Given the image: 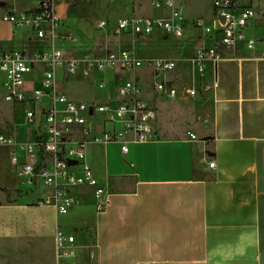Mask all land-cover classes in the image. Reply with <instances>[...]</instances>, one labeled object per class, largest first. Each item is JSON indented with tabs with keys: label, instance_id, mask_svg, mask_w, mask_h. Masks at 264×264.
I'll return each mask as SVG.
<instances>
[{
	"label": "crops",
	"instance_id": "0c3cea01",
	"mask_svg": "<svg viewBox=\"0 0 264 264\" xmlns=\"http://www.w3.org/2000/svg\"><path fill=\"white\" fill-rule=\"evenodd\" d=\"M41 2L24 9L22 5L30 0H0V53L23 51L34 58L53 48L63 50L57 44L74 41L73 25L95 19L104 12L101 4L109 1L59 2L55 7L58 37L54 41L37 40L33 31L16 29L3 20L7 12L34 11ZM115 2L129 5L135 14L141 11L143 1L109 3ZM149 3L152 6L151 0ZM203 3L209 5L211 19L206 22L212 24L209 0H194L185 12ZM241 4H252L256 10L248 31L250 39L259 41L256 50L217 44L221 59L208 62L204 72L192 63L194 53L199 46L213 47L220 35L213 40L194 30L193 23L204 19L203 14L185 20L180 41L161 32L151 37L116 35V24L109 27L105 20L95 24L97 30L109 29L105 43L94 50L97 57L106 59L126 51L138 60H148L140 57L147 41L173 42L169 54L156 59L174 60L178 68L156 74L144 65L129 74L121 66L98 71L86 63L84 74L88 68L93 70L89 76L96 74L87 81L76 79L82 69L79 61L75 74L59 73V85L64 84L60 90L76 102L118 104V90L131 75L142 88L140 99L155 112L152 125L157 137L136 143L129 135L126 153L116 142L87 146L88 161L110 200L101 213L89 188L70 191L74 205L67 214L42 203L51 190L24 183L11 162L14 148L1 146L0 264H264V0ZM114 41L120 43L118 52L110 48ZM43 45L51 47L44 51ZM79 49L88 53L83 46ZM109 71L124 78L116 91L109 87ZM142 71L152 78L149 89L144 90L145 84L135 78ZM41 78V68L30 75L37 84ZM101 81L104 89L99 88ZM156 81L177 89L207 87L209 91L194 99H160L153 92ZM0 103L13 110L26 109L1 97ZM94 119L99 132L114 129L107 124L103 130L102 116ZM25 124L30 132L24 139L11 132V125L3 127L0 134L19 143L32 141L37 128ZM5 129L9 133H4ZM19 158L23 161L22 154ZM59 232L75 238L63 253L57 245Z\"/></svg>",
	"mask_w": 264,
	"mask_h": 264
},
{
	"label": "built area",
	"instance_id": "2783aa9c",
	"mask_svg": "<svg viewBox=\"0 0 264 264\" xmlns=\"http://www.w3.org/2000/svg\"><path fill=\"white\" fill-rule=\"evenodd\" d=\"M61 1L63 0H42L37 10L7 12L3 20L16 29L33 31L37 40L54 41L58 37L59 27L55 7ZM192 1L194 0H151L154 9H168L172 12L171 17L120 20L114 33L151 37L161 32L180 41L185 32L182 17L187 4ZM209 1L212 4L213 23L198 19L193 23V28L201 31L203 38L213 39L217 35L220 38L213 39L216 43L213 47L204 45L196 49L192 63L199 72H204L208 62L220 61L221 54L217 44L226 48L244 45L250 52H254L259 44L258 40L248 37V31L256 17L255 7L252 4H241V1L253 0ZM101 26L104 27L105 23ZM262 58L264 59V53ZM85 62L89 68L94 66L98 71L121 66L129 74L144 65L153 68L156 74L172 72L178 68L174 60H138L132 52L126 51L98 61L86 56ZM37 68L42 70V78L38 84L36 80L30 79V75ZM89 68L85 71L86 76L93 71ZM78 69L79 61L57 48L34 58L23 51L0 53V97L13 106H25L27 125L37 128L34 140L23 143L0 134V147L14 148L11 162L17 176L30 186L41 184L51 190V195L42 203L55 206L60 214H67L73 207L74 200L70 191L74 188L93 190L97 212H104L110 206L105 189L100 185L88 161L86 148L89 144L116 142L123 145L126 153L129 135L136 143L150 142L157 137L152 125L155 112L140 99L142 88L131 75L118 90L120 103L86 104L72 100L59 87L60 72L73 75ZM99 88H105L104 81L99 83ZM208 91L207 87L177 89L167 82L158 81L153 87L156 98L172 101L180 97L194 99ZM96 116L103 117V130L107 124L113 125L114 129L99 132V126L94 119ZM190 137L196 138L194 135ZM19 154L23 155V161ZM210 168L214 169L215 164L211 163ZM74 242L73 236H66L62 232L57 235V245L61 253Z\"/></svg>",
	"mask_w": 264,
	"mask_h": 264
},
{
	"label": "rangeland",
	"instance_id": "374dc122",
	"mask_svg": "<svg viewBox=\"0 0 264 264\" xmlns=\"http://www.w3.org/2000/svg\"><path fill=\"white\" fill-rule=\"evenodd\" d=\"M39 0H30V3H25L22 5L24 9H29L35 6L36 2ZM142 8L140 12H136L133 14V12L130 9L129 5L123 4V3H102L101 4V9L104 11L102 13H99L96 15V18L89 21V22H83V23H75L73 26L76 31H72L74 33V41L72 42H62L57 44L58 47L63 48V50L66 53H70V55L76 59L77 61H80L81 65V71L78 73V77L76 79H85L87 81H90L95 78L96 74L91 75L89 77H86L83 70L86 65V56H90L91 60L98 61L104 60V58H99L95 54L94 50L101 44L105 43V35L109 31V29L106 30H97L95 28V24L105 20L108 24L109 27L111 25L117 24L120 19L123 18H131L133 15L134 17H139L141 18H162V19H169L172 15V12L168 9H154L150 3L149 0H142ZM138 4V3H137ZM136 4V6H137ZM98 9V10H101ZM136 10V7H135ZM204 15L205 21H208L211 19V10L209 9V5L207 6L206 4H200L194 8V11H188L183 14L182 17V22L183 25H186V21L189 19L193 18H198L201 17V15ZM203 19V20H204ZM186 20V21H185ZM97 33V34H95ZM27 39V38H26ZM78 40V42H76ZM43 43V42H40ZM73 44V45H72ZM110 48H115L116 51L118 52L119 49L117 48L120 43L118 41H114L110 43ZM80 46H83L87 48L88 53L85 52L83 53L79 49ZM175 44L173 42H155L153 40L147 41L145 44L146 50L142 51L140 53V57L142 59H148V60H155L156 57H163L169 54V52L173 49ZM51 46H42L41 50L44 49L47 50ZM92 52V54L90 52ZM112 69L115 70V67ZM110 70V69H109ZM110 74H112V78L109 79V87L114 88V91L119 88V86L123 83L124 78L122 76L115 75L114 72L109 71ZM136 80H140V82L144 83L145 85L143 86V89H149L150 86L152 85V78L151 76L142 71L137 77L135 76ZM60 89L64 87V84L61 83ZM24 107L17 108L16 110H13L10 106L4 105L0 103V130L7 126L11 125V132L14 133L16 137H19L21 139H24L27 137V135L30 132V129L26 127V121L24 118V112H25ZM15 123V124H13ZM4 133H9L5 129L3 131Z\"/></svg>",
	"mask_w": 264,
	"mask_h": 264
}]
</instances>
